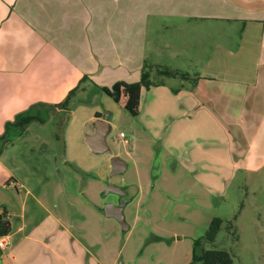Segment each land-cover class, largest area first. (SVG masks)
Instances as JSON below:
<instances>
[{"label": "crops", "instance_id": "1", "mask_svg": "<svg viewBox=\"0 0 264 264\" xmlns=\"http://www.w3.org/2000/svg\"><path fill=\"white\" fill-rule=\"evenodd\" d=\"M211 21L240 30L236 55L223 45L216 49L213 57L221 63L214 74L207 71L209 61L203 64ZM248 45L255 48L253 67L237 64L241 69L233 70L235 65L222 63L245 55ZM177 60L200 62L193 70L200 77L197 84L142 89L140 115L153 110L159 98L157 108L172 127L165 172L185 174L179 180L169 177L156 197V184L142 178L154 176L163 148L152 153L153 144L148 152L139 150L141 163L133 164L125 149L110 150L94 171L91 150L83 135L69 130L70 120L86 108L82 126L104 118L91 101L101 92L104 108L113 106L101 87L140 82L146 64L173 68L169 62ZM73 90L67 108L58 107ZM145 90L155 91L145 98ZM20 115L35 119L22 128L14 123ZM146 122L161 123L148 117ZM235 128L248 133L254 153L264 157V0H0V213L6 208L12 223L1 264H114L107 242L131 228L128 208L140 202L143 211L159 197L172 206L186 203L189 180L207 182L204 174L215 166L207 164L209 159L216 164L214 173L223 171L217 151L224 144L218 139L208 147L206 141L215 130L225 135ZM148 138L157 145L163 140ZM262 163L249 165L258 169ZM96 174L109 178L95 182ZM111 187L117 192H107ZM219 195L225 196L216 190L212 198Z\"/></svg>", "mask_w": 264, "mask_h": 264}, {"label": "rangeland", "instance_id": "2", "mask_svg": "<svg viewBox=\"0 0 264 264\" xmlns=\"http://www.w3.org/2000/svg\"><path fill=\"white\" fill-rule=\"evenodd\" d=\"M222 23L211 21L208 35L204 37L205 46L208 48V53H206L208 59H204L203 64L209 61L210 70H207L209 74L216 73L218 71L216 69L217 65L221 63L213 57L219 46L223 45L226 50L233 52L234 55L238 52L237 45L240 38L238 25L227 27V23ZM250 40L253 41L252 38ZM252 52H255L254 46L248 45L245 55L227 62L223 61L222 63L230 66L235 65L233 70H240L241 68H238V65L244 66V70H248L255 64V56ZM169 63L173 68L159 64L154 65L152 81L157 84L156 86L164 84V86L171 88L191 87L200 80V77L195 75L196 71H193L200 67V62L196 63L194 61L190 64L186 60H177ZM165 68L171 71L178 69L176 72L184 77H173L168 73L163 74L162 72H164ZM190 69L193 73L192 75H187ZM232 73L242 74L244 72L232 71ZM206 84L211 87L209 83ZM153 91L145 90V98L148 94L147 92L152 93ZM97 94L92 95L91 101H95V103L97 102L100 105V111L103 116H108L112 124L107 138L112 152L125 149L131 156L129 160L133 164L134 160L141 163L139 150L148 152L150 150L149 147L153 144L150 150L152 153L159 152L163 148L162 156L155 162L159 165V168L156 169L154 176L146 178L143 174L142 178L143 181L145 179H147V182L151 181V186L156 184V197L167 188L169 177L170 180L172 177L175 180H179L183 175L185 176L181 172L176 174V176L165 172L167 166L165 164L167 162L165 159L166 151L169 148V143H172L173 140L169 139L170 134H172L171 124L166 121V115L161 112V107L157 108L158 100L161 99L157 98L154 100L153 110H146V113L134 117L113 99L111 101L113 106L110 105V108L105 109L104 107L107 106L102 101V93L97 92ZM210 95L211 97L216 96L215 98L219 97L211 91ZM149 96L150 99H153L151 95ZM235 104L236 102L231 105L229 111L236 107ZM143 107L142 109L144 110L145 108ZM224 110L225 115L229 114L226 108ZM89 111L90 109L87 110V108L79 109L76 111L74 118H72L73 120H70L72 123L69 130L74 134L83 135L84 142L86 133H90L87 132L88 128L93 127L91 121L88 125L82 126ZM175 115L178 116L179 111ZM69 116L70 114L67 118ZM147 117L159 119L161 123L157 122L156 125L152 126L144 124L147 123ZM48 126L49 122L46 127L47 133L49 132ZM204 129L209 132L212 127L204 126ZM121 132L126 135L125 138H120ZM243 132L245 131H240V128L239 130L235 128L230 133L226 132L225 135H221L220 131H214L212 137L206 141V144L211 147L218 139L224 144V147L219 148L217 151L219 154V168L223 169V171L218 174L214 173L216 164L209 159L207 164L215 166L211 168V172L204 174V177L207 175L206 183H208V187H205L206 183L199 184L201 182L189 180L191 192H188L190 194L187 195L186 203H177L172 206L170 202L164 204L166 198L163 197L161 199L159 197L157 204L146 206L143 211L140 210V202H138V205L130 206L128 208V222L131 228L125 231L121 229L122 232L108 239L107 252L111 262H114V264H191L194 255H201L206 250H224L230 253L233 264H264V164L262 163L258 169H254L252 165H249V162L253 165H255V161L261 162L264 157L254 153L255 148L249 143V134L243 135ZM153 136H158L163 140L157 142L158 145L151 143L148 137ZM200 147H204V145L201 144ZM16 148L17 151L15 153L18 154V159L20 160L22 157H19V155L22 154L23 149L20 146ZM90 154L95 165L94 171H96L98 170L97 168L102 166L107 155L95 154L92 151H90ZM161 165L162 170L160 169ZM129 174H132V172L130 171ZM129 174L126 175L128 181L130 178ZM186 177L188 179V175ZM92 178L95 182H104L109 177H105L106 180H104L103 176L96 174ZM85 180H88L86 176ZM113 180L116 182L119 179L114 178ZM196 184L199 185L197 186ZM216 190H222V193L225 194L224 198L219 195L213 199L212 194ZM110 199L118 200L119 198L115 195H110ZM181 212L182 215L179 216L178 214ZM215 217L222 218L223 224L215 241L209 242L206 239V232ZM0 251H2V254L7 255L6 249H0Z\"/></svg>", "mask_w": 264, "mask_h": 264}, {"label": "trees", "instance_id": "3", "mask_svg": "<svg viewBox=\"0 0 264 264\" xmlns=\"http://www.w3.org/2000/svg\"><path fill=\"white\" fill-rule=\"evenodd\" d=\"M154 67L155 66L153 64H146L143 67L140 82L127 83L125 81H119L111 87H101V89L128 113L136 117L140 114L141 110L142 89L144 87L151 88L152 86L157 85L152 81V71ZM162 73H168L173 77H184L176 71L168 70V68H165L164 72ZM85 79H87V77L84 78V80ZM74 92L75 90L71 91L68 98L64 102L59 104L58 107L67 108L68 100ZM174 92H179V90L174 89ZM96 117H100L99 114H97ZM34 119L35 118L32 116L20 115L14 123L23 128ZM222 224V218H213L206 232V239L209 242L215 241L221 230ZM11 232L12 223L9 218V213L6 208H3L2 212L0 213V238L7 237L8 235H10ZM191 264H233V261L230 253L227 251L206 250L201 255H194Z\"/></svg>", "mask_w": 264, "mask_h": 264}, {"label": "water", "instance_id": "4", "mask_svg": "<svg viewBox=\"0 0 264 264\" xmlns=\"http://www.w3.org/2000/svg\"><path fill=\"white\" fill-rule=\"evenodd\" d=\"M92 125L94 127L93 132L87 134L85 137L88 147L95 154L109 153L110 146L107 140L111 130L109 117L105 116L104 118H96L92 121ZM107 192H117V191L116 188L111 187L107 189ZM119 220L122 222L120 218ZM0 264H1V260H0Z\"/></svg>", "mask_w": 264, "mask_h": 264}, {"label": "built area", "instance_id": "5", "mask_svg": "<svg viewBox=\"0 0 264 264\" xmlns=\"http://www.w3.org/2000/svg\"><path fill=\"white\" fill-rule=\"evenodd\" d=\"M125 137V134L123 132L120 133V138ZM7 247V241L6 238H0V249H4Z\"/></svg>", "mask_w": 264, "mask_h": 264}]
</instances>
